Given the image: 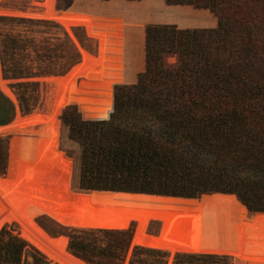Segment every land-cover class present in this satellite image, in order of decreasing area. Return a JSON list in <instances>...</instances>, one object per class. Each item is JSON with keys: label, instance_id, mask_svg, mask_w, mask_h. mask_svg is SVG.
Returning a JSON list of instances; mask_svg holds the SVG:
<instances>
[{"label": "trees", "instance_id": "1", "mask_svg": "<svg viewBox=\"0 0 264 264\" xmlns=\"http://www.w3.org/2000/svg\"><path fill=\"white\" fill-rule=\"evenodd\" d=\"M73 1L57 4L63 11L78 13ZM163 1L167 6L208 10L216 26H147L144 68L135 83L126 84L132 77L127 73L131 49L122 26L114 20L92 19L106 29L93 26L94 33L106 37L103 73L80 81L59 117L67 140L78 148L73 158L76 187L93 192L85 195L92 199L90 216L95 222L118 223L126 213L170 209V239L177 244L193 241L195 209L204 196L233 195L247 215L263 213L248 215L245 222L247 252L264 255V0ZM10 23L29 21L0 18V25ZM36 24L64 32L54 23ZM47 42L36 46L33 38L0 30V76L4 80L62 76L78 63L65 32L60 44ZM169 57L177 58L174 66L166 63ZM17 87L37 89L38 84ZM21 97L27 114L38 98L29 108V97ZM14 117V104L0 90V126ZM71 174L72 162L59 145L16 149L17 188L78 194L71 188ZM98 194L185 201L142 205L112 202ZM73 232L67 234L68 249L76 258L88 264H124L131 230ZM6 233H0V264H51L26 242L4 239ZM230 260L133 247L128 264H230Z\"/></svg>", "mask_w": 264, "mask_h": 264}, {"label": "rangeland", "instance_id": "2", "mask_svg": "<svg viewBox=\"0 0 264 264\" xmlns=\"http://www.w3.org/2000/svg\"><path fill=\"white\" fill-rule=\"evenodd\" d=\"M72 8H76L78 12L73 14L86 15L92 17L91 18L92 28L90 33H87L85 28L82 26L71 27L70 29H66L56 21L45 18L43 19L42 17H40L41 15L39 14H41L42 11L44 10V0H0V18H15V19H22L25 21H29V24L10 23L8 25L6 24V26L0 25V30H6V31L9 30L12 31L13 34H21L27 36L29 40L33 38L36 46L48 44L47 41H49L50 44L52 43L60 44L63 40V33L65 32L67 34V39L69 43L73 46L75 52H77V55L79 56L78 63H80L81 61L82 52L89 55L90 58L97 57L99 43H100L99 38L97 36H102L104 37V41H103V45H104L103 67H104L105 53H106V37L94 33L93 26L98 30H102V31H105L106 29L92 19L102 18L106 20H114L122 26L123 33L127 37V45L131 49V57H130L131 61L129 68L127 69V73L132 77L130 80L128 79L126 81V84H133L136 81L137 75L141 73V71L144 68V36H145V29L147 26L175 25L180 29H206V28H214L216 26V19L208 10H195L191 7H186V6H177V7L167 6L163 0H139V1L74 0ZM55 9L57 11H63V9H60L58 7L57 0L55 1ZM40 20H43L44 22L54 23L55 25L59 26L64 32L62 33L57 28L50 29L48 26H42L36 24V22ZM31 51L32 50L29 45V61L30 58L32 57V55H30ZM166 63L168 65L174 66L177 63V58L169 57L166 59ZM77 64H75L74 66H76ZM52 65H59V64L52 63ZM74 66H72L71 68H73ZM48 77H52V76H48ZM54 77H60V76H54ZM43 78H47V77H43ZM43 78L29 79V80H4L0 76V83L1 84L3 83L4 88L7 89L8 92L10 93L9 97H7L2 91L1 92L15 106V117L13 121L15 120L16 117L22 118L31 115L33 111L35 112L37 110L43 109L44 93L46 92L45 81H43ZM32 83L38 84L37 89L35 87L34 88L17 87L20 84L26 85ZM80 94L82 95V93ZM22 95H24L25 97H29L27 101L29 108H31L33 102L38 98V101L36 102L37 103L36 107L27 114L23 112L24 110L22 108L23 107L22 97H21ZM71 96H72V92H71ZM70 102H71V97H70ZM70 102L67 106L70 105ZM61 113L58 116V120ZM59 123H60L59 148L61 152L65 154L66 158H68L72 162L71 188L74 191L78 192L74 179V171H73L74 169L73 158L78 155V148L74 143L67 140L66 133L63 131L60 120ZM10 139H11L10 137H4V136L0 137V140L3 141L2 144H0V167L2 166L4 167V171H3L4 173L3 174L0 173V179H5L8 175L9 160L11 158ZM14 169H15V160H14ZM13 186L17 196L20 198V201L24 206L40 208L44 210L57 209L63 214L65 218L76 219L81 221H92L90 216L92 199L88 195L81 193L78 194L58 193L56 191H41L37 189L17 188L14 184V173H13ZM0 193L2 198L9 205H15V199L9 193L8 189L4 185ZM98 195L112 198L111 199L112 202H122V203H132V204H142V205L149 203H159V202L185 201V200H171V199H156V198L143 197V196H126V195H112V194H98ZM247 218L248 215L242 209L241 220L245 222L248 221ZM33 223L39 228H41L50 238L53 239L62 238L63 241L61 242V249L63 250V252L71 255L74 258L76 257L72 255L68 249L69 239L67 237V234L70 231H74L73 233L75 234H80V231L95 230V229H71L68 227H64L51 220L47 214H43L42 217L40 218L33 219ZM136 225L137 224L135 222H131L126 229L122 230V231L131 230V246L124 264H128L133 247L144 248L142 247L140 242L134 241V237L137 230ZM160 229H161L160 222L157 221L151 222L145 228V237L143 240H145V238L149 236H157L160 233ZM3 230L7 232L6 235L4 236V239H8V237H16L26 242L27 244H29L30 247L38 251L48 262L53 264L44 253H42L34 245H32L30 242L26 241L24 237H22L21 227L17 223L6 224L4 227L0 229V233ZM102 230H108V229H102ZM170 230H171V219H170ZM117 231H121V230H117ZM169 237H170V231H169L168 239ZM204 237H208V236L205 234ZM246 238H247V226H246ZM244 246L246 247V241H244ZM230 247H232L234 250L233 244ZM155 250H159V249H155ZM80 261L85 263L82 260ZM230 264H235L232 259L230 260Z\"/></svg>", "mask_w": 264, "mask_h": 264}, {"label": "bare ground", "instance_id": "3", "mask_svg": "<svg viewBox=\"0 0 264 264\" xmlns=\"http://www.w3.org/2000/svg\"><path fill=\"white\" fill-rule=\"evenodd\" d=\"M56 0H44V10L40 17L56 21L66 29L82 26L87 33H90L91 17L86 15L73 14L55 9ZM99 38V49L97 57L90 58L82 52L80 65L75 66L66 76L55 77L45 80L46 92L44 93V105L42 110L33 111L31 115L16 117L15 120L6 126L0 127V137H10V160L8 175L0 179V192L3 185L15 199V205H9L0 193V229L6 224L17 223L21 227L22 237L38 250L44 253L53 264H85L61 249L62 238H50L41 228L33 223V219L47 214L51 220L61 226L71 229H108L124 230L131 222L137 225L135 242H140L142 247L148 249H159L170 254L192 253V254H216L219 256H233L235 264H264L263 254H253L242 249L244 241L239 242L233 248L227 244L228 251H206L201 249L200 243L206 239L204 235L210 234L228 239V229L240 226L246 233V223L241 220V204L233 196L206 195L196 205L195 226L193 241L189 244L173 243L169 237L171 210L166 208H148L144 213H126L118 223L81 221L65 218L57 209H40L24 206L17 196L13 186L14 160L16 149L19 146L35 147H57L59 145L58 116L69 104L72 89L82 80L92 75H99L103 72V41ZM1 91L9 97V92L0 83ZM39 109V108H38ZM160 222L161 229L157 244H152V238L145 237V228L151 222ZM212 231H214L212 233ZM147 236V235H146ZM231 236V235H230ZM241 243V244H240ZM243 244V245H242Z\"/></svg>", "mask_w": 264, "mask_h": 264}, {"label": "water", "instance_id": "4", "mask_svg": "<svg viewBox=\"0 0 264 264\" xmlns=\"http://www.w3.org/2000/svg\"><path fill=\"white\" fill-rule=\"evenodd\" d=\"M81 63V61H80ZM80 63H78L77 65H80ZM76 65V66H77ZM75 67V66H74ZM73 67V68H74ZM73 68H71L64 76H66ZM51 78H55L54 76L52 77H47V78H43V81L47 80V79H51ZM1 127V126H0ZM79 193H87V194H90V193H93V192H83V191H79ZM212 195H215V194H212ZM216 195H222V196H233V195H225V194H216ZM203 196H201L200 198H202ZM236 200L237 198L235 196H233ZM238 201V200H237ZM239 202V201H238ZM240 203V202H239ZM241 204V203H240ZM242 205V204H241ZM248 212V211H247ZM256 214H263V213H255V214H249L248 212V215L249 216H252V215H256ZM214 231H212L213 233ZM226 232H230L229 233V237L228 239H225V238H222L221 236H216V235H213V234H210L208 237H206V239H203V241L200 243V247L201 249H205L206 251H228V246L227 244H233L234 247L239 243V242H242V241H246V233L244 231V229L240 226H237V227H233V228H230L228 229ZM159 235V234H158ZM149 236L152 238V241L151 243L154 245V244H157V241H158V238L159 236ZM231 235V236H230ZM148 236V235H147ZM241 244V243H240ZM243 245V244H242ZM245 246L242 247L243 250H245ZM234 250H236L234 248ZM234 250H230L231 252H234ZM192 254V253H190ZM205 254H209V253H205ZM212 255H216V254H212ZM223 256H227V257H230L231 259H233V256H230V255H223ZM234 260V259H233Z\"/></svg>", "mask_w": 264, "mask_h": 264}]
</instances>
